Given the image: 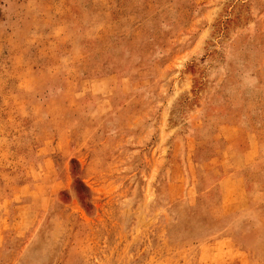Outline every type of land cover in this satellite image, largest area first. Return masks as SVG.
Wrapping results in <instances>:
<instances>
[{
  "label": "rangeland",
  "instance_id": "1",
  "mask_svg": "<svg viewBox=\"0 0 264 264\" xmlns=\"http://www.w3.org/2000/svg\"><path fill=\"white\" fill-rule=\"evenodd\" d=\"M0 264H264V0H0Z\"/></svg>",
  "mask_w": 264,
  "mask_h": 264
}]
</instances>
